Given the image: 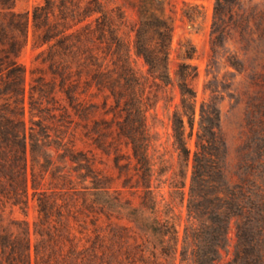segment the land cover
Returning a JSON list of instances; mask_svg holds the SVG:
<instances>
[{
  "label": "trees",
  "instance_id": "obj_1",
  "mask_svg": "<svg viewBox=\"0 0 264 264\" xmlns=\"http://www.w3.org/2000/svg\"><path fill=\"white\" fill-rule=\"evenodd\" d=\"M135 7L130 24L106 0H41L30 12L0 0V264H215L232 224L230 264H264V0L214 5L212 60L229 44L228 66L251 89L247 138L229 178L213 100L202 105L196 149L187 146L197 71L182 61L175 80L169 73L173 18L164 0ZM29 43L37 51L26 91L19 56ZM161 100L173 106L176 195L153 179L148 112ZM30 201L32 226L12 216L15 208L26 215Z\"/></svg>",
  "mask_w": 264,
  "mask_h": 264
},
{
  "label": "rangeland",
  "instance_id": "obj_2",
  "mask_svg": "<svg viewBox=\"0 0 264 264\" xmlns=\"http://www.w3.org/2000/svg\"><path fill=\"white\" fill-rule=\"evenodd\" d=\"M41 0H15V10L25 12L31 10L32 6ZM110 4L120 5L128 22L133 24L137 19L135 3L138 0H106ZM216 0H164L165 14L173 18L172 41L168 60L169 73L173 80L176 79V70L179 63L185 61L196 67L197 75L191 79V85L196 92V116L194 129L191 135V127L185 123L186 143L189 149H196V133L199 130L201 108L203 103L214 101V105L220 111L221 132L226 141V172L228 178L235 170L238 154L241 148L245 146L247 138V118L249 95L251 89L248 78L245 74H238L228 66V57L232 54L231 46L228 44L223 47L212 60L211 47V26L213 20V11ZM193 5H199V8H192ZM195 47V55L192 59H183L185 49ZM37 50L32 49L30 43L23 49L19 56L26 68L25 89L28 91L31 79L30 69L33 65V58ZM136 68L142 67L140 59L134 57ZM177 90L173 89V94ZM178 101L177 95L174 103ZM28 105L25 106V120L29 124ZM173 106L164 107L161 100L155 109L148 112V124L155 133V142L150 149L154 163V184L159 185L165 193L172 190L173 194L178 192L175 183L180 168L177 160V152L172 144L171 128L168 115ZM192 159L186 166H183V192L186 196L191 187L192 180ZM171 185V186H169ZM184 214V205L182 206ZM36 212L32 201L27 208L26 215L15 208L12 216L16 218H25L30 226L35 218ZM235 225L232 224L228 244L220 249L219 259L215 264H230L234 259L235 250Z\"/></svg>",
  "mask_w": 264,
  "mask_h": 264
}]
</instances>
